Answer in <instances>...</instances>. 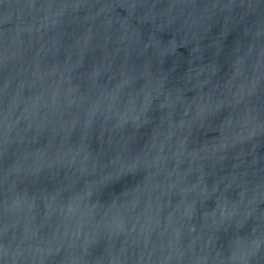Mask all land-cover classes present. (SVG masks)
Returning <instances> with one entry per match:
<instances>
[{"label": "water", "instance_id": "obj_1", "mask_svg": "<svg viewBox=\"0 0 264 264\" xmlns=\"http://www.w3.org/2000/svg\"><path fill=\"white\" fill-rule=\"evenodd\" d=\"M0 264H264V0H0Z\"/></svg>", "mask_w": 264, "mask_h": 264}]
</instances>
